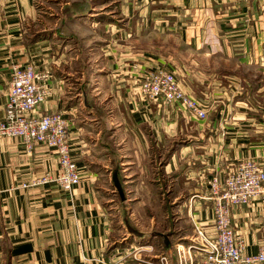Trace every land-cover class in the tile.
Segmentation results:
<instances>
[{"label": "crops", "instance_id": "0c3cea01", "mask_svg": "<svg viewBox=\"0 0 264 264\" xmlns=\"http://www.w3.org/2000/svg\"><path fill=\"white\" fill-rule=\"evenodd\" d=\"M51 1H0V120L10 65L47 70L33 111L68 119L79 182L21 186L56 171L55 151L0 136V264H199L196 228L215 233L210 172L244 158L264 168V0H63L40 11ZM159 67L206 104L204 119L140 96L139 78ZM230 226L256 252L264 199L232 205Z\"/></svg>", "mask_w": 264, "mask_h": 264}, {"label": "built area", "instance_id": "2783aa9c", "mask_svg": "<svg viewBox=\"0 0 264 264\" xmlns=\"http://www.w3.org/2000/svg\"><path fill=\"white\" fill-rule=\"evenodd\" d=\"M50 78L47 70L37 69L32 64L10 65L0 136L19 138L28 152L35 142H42L55 151L56 171L46 170L29 177L21 186L53 183L60 190L69 191L79 182V173L68 145V119L58 111H33L49 92ZM137 89L142 98L160 100L165 104L175 103L198 119L206 117V104L185 93L174 74L162 67L146 71L139 78ZM207 188L215 233L209 238L196 228L193 245L201 253L199 264H252L264 261V242L258 245L256 252L245 253L242 241L230 226L232 205L247 204L257 197L264 199V168L255 159H240L223 176L217 170H212L207 178ZM159 260L161 264L166 262L163 255ZM79 264L89 263L82 258ZM104 264L115 263L106 261Z\"/></svg>", "mask_w": 264, "mask_h": 264}, {"label": "rangeland", "instance_id": "374dc122", "mask_svg": "<svg viewBox=\"0 0 264 264\" xmlns=\"http://www.w3.org/2000/svg\"><path fill=\"white\" fill-rule=\"evenodd\" d=\"M58 1H63V0H55L54 2L53 1H51V2H49V3H47V2H43V4H42V6H41V10L40 11H43V12H46V13H52L53 14V12H56V13H58V6L56 5V3L58 2ZM85 2L86 3H88L89 1L88 0H85ZM90 3V2H89ZM49 7V8H48Z\"/></svg>", "mask_w": 264, "mask_h": 264}]
</instances>
